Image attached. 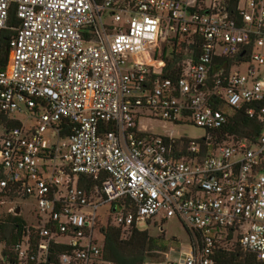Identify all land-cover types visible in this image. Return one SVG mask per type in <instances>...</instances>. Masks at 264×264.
Returning <instances> with one entry per match:
<instances>
[{
	"label": "built area",
	"instance_id": "2783aa9c",
	"mask_svg": "<svg viewBox=\"0 0 264 264\" xmlns=\"http://www.w3.org/2000/svg\"><path fill=\"white\" fill-rule=\"evenodd\" d=\"M12 10L0 114L20 125L0 137V195L28 212L0 264H112L102 228L126 239L160 214L192 235L173 264L236 245L264 264V0H0V39ZM172 50L182 70L168 78ZM224 108L263 132H231ZM142 120L205 135H153Z\"/></svg>",
	"mask_w": 264,
	"mask_h": 264
},
{
	"label": "trees",
	"instance_id": "16d2710c",
	"mask_svg": "<svg viewBox=\"0 0 264 264\" xmlns=\"http://www.w3.org/2000/svg\"><path fill=\"white\" fill-rule=\"evenodd\" d=\"M97 1V0H95ZM19 25L15 10H12L9 17V26L3 31L0 39V59L2 67L6 66L9 54V40L14 32L11 30ZM164 52L163 60L166 68L163 75L168 78L175 77L181 73L179 62L182 60V53L178 55L177 50ZM218 106V103L215 104ZM221 107V106H219ZM224 112L229 115L231 132H237L243 136H259L263 132V126L256 120L249 119L244 111L231 112L224 108ZM17 121H11L0 114V127L6 131L19 126ZM63 137L71 135L70 124L67 121L60 122ZM96 183L85 177L79 179V186L87 190L94 187ZM1 197V195H0ZM26 220L18 215L8 214L0 220V245H4V254L9 258L12 256V249L18 245L22 235ZM186 229V228H185ZM187 230V229H186ZM189 239L192 235L189 233ZM104 237L105 259L112 264H150L160 261L165 256L168 245L175 240H166L164 236L154 237L147 231L132 229L131 234L125 239L122 231L116 227L106 226L102 228ZM214 264H251L253 258L245 255L238 245L230 252L217 248L212 254Z\"/></svg>",
	"mask_w": 264,
	"mask_h": 264
},
{
	"label": "rangeland",
	"instance_id": "374dc122",
	"mask_svg": "<svg viewBox=\"0 0 264 264\" xmlns=\"http://www.w3.org/2000/svg\"><path fill=\"white\" fill-rule=\"evenodd\" d=\"M243 71L244 68H242V72ZM262 71H264V68ZM140 128L146 129L148 133L153 135L168 136L172 133L175 138L186 136L193 141H197L205 135L204 130L194 126L176 127L169 123L158 121L142 120L140 121ZM4 130L3 127H0V137L4 133ZM17 209H21V213L18 215L27 220L28 210L23 203L14 201L10 198L0 197V220L8 214L14 215ZM102 211L103 210L100 212ZM139 229L141 231H147L154 237L164 236L167 241L172 239L175 240L168 245V250L160 261L150 264H173L186 257L190 246L189 234L178 219L163 220V215L160 214L151 224H141ZM1 251L2 248L0 245V255Z\"/></svg>",
	"mask_w": 264,
	"mask_h": 264
},
{
	"label": "water",
	"instance_id": "95a60500",
	"mask_svg": "<svg viewBox=\"0 0 264 264\" xmlns=\"http://www.w3.org/2000/svg\"><path fill=\"white\" fill-rule=\"evenodd\" d=\"M148 64L152 66L154 64V62L150 61ZM156 71L160 72V65L156 66ZM19 213H20V209H17L15 214L18 215Z\"/></svg>",
	"mask_w": 264,
	"mask_h": 264
}]
</instances>
